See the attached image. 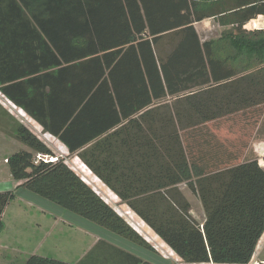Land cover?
I'll return each instance as SVG.
<instances>
[{"label": "trees", "instance_id": "obj_1", "mask_svg": "<svg viewBox=\"0 0 264 264\" xmlns=\"http://www.w3.org/2000/svg\"><path fill=\"white\" fill-rule=\"evenodd\" d=\"M259 16L264 0H0V94L184 264H248L264 232V168L241 161V144L264 112V29L244 25ZM211 17L231 27L202 41L194 23ZM240 116L236 146L209 130ZM16 139L26 149L6 164L18 188L152 250L30 128ZM11 197L0 191V230Z\"/></svg>", "mask_w": 264, "mask_h": 264}, {"label": "rangeland", "instance_id": "obj_2", "mask_svg": "<svg viewBox=\"0 0 264 264\" xmlns=\"http://www.w3.org/2000/svg\"><path fill=\"white\" fill-rule=\"evenodd\" d=\"M194 26L202 41L217 39L223 30H228L231 27L228 24H222V21H220L218 17L203 19L200 22L194 23ZM244 28L247 30L259 28L264 29V16H259L250 20L244 25ZM257 113L260 121L264 112L259 111ZM251 115L256 116V113ZM244 118L240 116L236 119L219 122L217 125L210 124L209 130L220 139L232 140L236 146L240 135L242 133L246 134L247 132V127H245L247 120ZM20 124L26 125L30 128L46 143L54 153L55 157L57 156L64 159L71 169H73L81 178H84L83 180L86 179L85 181L87 183L92 182L91 179L94 178L90 172L88 175L83 176V173L79 171L78 167L79 165H84L76 155L69 154L66 148L52 136L50 139L44 138L40 129L37 128L38 125L30 120L29 117L25 116L20 108H15L10 105L8 101L0 95V191H10L12 193V197L6 206L2 218L3 223L2 229L0 230V264L23 263L25 254L14 251L15 247H18L23 251H35L36 253L50 254L53 257L71 260L75 256L73 253L75 251L79 252L81 247L75 248L74 252L69 249L64 250V247L69 246V243H66V239L75 234V231L77 230L86 235H92L95 233L94 236L98 237L96 232L99 230L96 229V231H94V227L92 226L93 223L84 220L73 213L60 211V208L56 207V205L46 202L44 199L27 192V190L23 188H18V182H15L12 179L8 170L6 158L19 149H26L25 145L16 139V129ZM258 124L259 122L254 126V131L248 142H244L245 145L241 144L244 150L241 151V161L252 158L258 160L259 158L258 161L264 168V144L255 140L253 141V136ZM258 135L256 137H258ZM191 136L192 135H190V137ZM239 142L241 141L239 140ZM238 150H240V146L238 147ZM94 179L97 180L96 178ZM97 181L98 185H100L99 188L93 183L89 185L98 191H100L101 188V196L106 201V194L111 193L110 196L116 203L117 198L113 196V193L102 185L99 180ZM179 188L190 203L191 216L197 222H202L204 219V212L197 196L192 194L185 182H182V184L179 185ZM36 200H40V202H36ZM111 202L107 203L111 207L114 206V209L120 211L119 214L121 217L150 244L152 250L148 251L151 253V258L153 261L155 260L154 262H156V264H184L180 258L154 233V231L137 217L128 206H126V204L120 201L118 204ZM16 209H22L27 214H17L18 211H15ZM139 223L141 224L140 226L138 225ZM45 234H48V237L46 238L47 240H45L43 244L35 246V242L41 240ZM21 235H23V237ZM55 236H57L56 240L54 239ZM55 242H57L58 248H60L58 251L55 250ZM82 248L87 249V244ZM66 251H70V255L65 254ZM85 252L86 251H84L82 255L83 261H80V259L77 258L79 264L83 262L84 264H102V262L96 259L97 255L87 254ZM260 252V254L258 251V254H254L251 263L256 262L257 260L262 261L261 259L264 257V246L261 248Z\"/></svg>", "mask_w": 264, "mask_h": 264}, {"label": "crops", "instance_id": "obj_3", "mask_svg": "<svg viewBox=\"0 0 264 264\" xmlns=\"http://www.w3.org/2000/svg\"><path fill=\"white\" fill-rule=\"evenodd\" d=\"M29 119L31 120V118H29ZM37 128H39L41 131V128L39 126ZM257 135H258V137H256ZM254 140L260 142L261 144H264V115L262 116V118L259 121L257 129H256L255 134L253 136V141ZM258 160H259V158H258ZM100 191L102 192L101 188H100ZM27 192H29V191H27ZM29 193H31V192H29ZM36 202H40V200H36ZM46 202L53 205V203H51L49 201H46ZM113 203H115V202H113ZM118 203H119V199H117V202L115 204H118ZM56 207H58V206H56ZM58 208H60V207H58ZM112 208L114 209V206ZM115 210L117 213L118 212L120 213V211H118L117 209H115ZM15 211H18L17 214H27L22 209H16ZM60 211L69 212V211L63 210L62 208H60ZM3 215H4V213H3ZM2 218H3V216H2ZM73 221H77V220H73ZM92 226L94 227V231H96V229L99 230L98 232H96L98 234V237L94 236L95 233L92 235H90V234L86 235V234H83L77 230V231H75V234L71 235V237L66 239V243H69V246L64 247V250L69 249L72 252H74L75 248L81 247L79 252L75 251L73 253V254H75V256L71 260H64L61 258L53 257L50 254H43V253H39V252L36 253L35 251H23L18 247H15L14 251L24 253L25 254L24 261L27 259V257L29 255L38 254V255L50 257L53 259L61 260L64 262H68L71 264H79L77 262V258L80 259V261H83L82 255H83L84 251H86L85 253H87V254L97 255L96 259L98 261L102 262V264H136V260H141V261L149 262L151 264H156V262H154L155 260L153 261L151 258L152 257L151 253L147 249L140 247V246H138V245H136V244L120 237V236H117V235L111 233L110 231L105 230L99 226H96L94 224H92ZM21 236L23 237V235H21ZM47 237H48V234H45V236L41 240H37L34 245L37 246V245L43 244L44 241L47 240L46 239ZM54 239L56 240L57 236H55ZM85 244H87V249L82 248L83 246H85ZM262 245L264 246V241H263ZM262 245H261L260 249L258 250L259 254L261 253L260 250L263 247ZM58 249L60 250V248H58L57 242H55V250L58 251ZM70 253H71L70 251L65 252V254H69V255H70ZM253 257H254V254H253L251 260L253 259ZM261 260L264 262V257ZM24 261H23V263H24ZM23 263H21V264H23ZM80 264H84V262L80 263Z\"/></svg>", "mask_w": 264, "mask_h": 264}, {"label": "bare ground", "instance_id": "obj_4", "mask_svg": "<svg viewBox=\"0 0 264 264\" xmlns=\"http://www.w3.org/2000/svg\"><path fill=\"white\" fill-rule=\"evenodd\" d=\"M41 132V134L44 136V138H48V139H50L51 138V136L49 135V134H43L42 133V131H40ZM78 169H79V171L81 172V173H83V176H85V175H88L89 174V171L84 167V166H82V165H79V167H78ZM92 178V177H91ZM84 179V178H83ZM86 180V179H85ZM84 180V181H85ZM91 181L92 182H89V183H87L86 181V183L87 184H90L91 185V183H93L94 185H96V187H100V185H98V181L97 180H95L94 178H92L91 179ZM101 193V192H100ZM111 194V193H110ZM110 194H106L107 196H106V198H107V202H115V200L110 196ZM114 196V195H113ZM115 197V196H114ZM111 202V203H112ZM139 226L141 225L140 223L138 224ZM263 241H264V232H263V234L261 235V237H260V239H259V241H258V243H257V246H256V249H255V252H254V254H256L257 253V251L260 249V246L263 244Z\"/></svg>", "mask_w": 264, "mask_h": 264}, {"label": "built area", "instance_id": "obj_5", "mask_svg": "<svg viewBox=\"0 0 264 264\" xmlns=\"http://www.w3.org/2000/svg\"><path fill=\"white\" fill-rule=\"evenodd\" d=\"M4 99H6L2 94H0ZM7 100V99H6ZM8 103L16 108L15 105H13L9 100H7ZM23 112V111H22ZM24 113V112H23ZM25 114V113H24ZM26 116V115H25ZM248 264H255V262L251 263V261Z\"/></svg>", "mask_w": 264, "mask_h": 264}, {"label": "water", "instance_id": "obj_6", "mask_svg": "<svg viewBox=\"0 0 264 264\" xmlns=\"http://www.w3.org/2000/svg\"><path fill=\"white\" fill-rule=\"evenodd\" d=\"M255 264H264V262H263V261H260V260H257V261L255 262Z\"/></svg>", "mask_w": 264, "mask_h": 264}]
</instances>
